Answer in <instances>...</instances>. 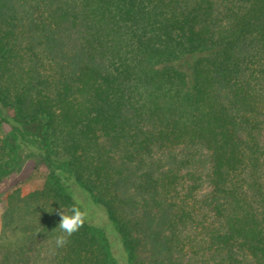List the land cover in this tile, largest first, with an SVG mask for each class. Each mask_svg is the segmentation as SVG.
Wrapping results in <instances>:
<instances>
[{"label":"trees","instance_id":"16d2710c","mask_svg":"<svg viewBox=\"0 0 264 264\" xmlns=\"http://www.w3.org/2000/svg\"><path fill=\"white\" fill-rule=\"evenodd\" d=\"M0 105V184L48 170L0 264H118L87 222L55 246L74 185L128 264H264V0H0Z\"/></svg>","mask_w":264,"mask_h":264},{"label":"rangeland","instance_id":"374dc122","mask_svg":"<svg viewBox=\"0 0 264 264\" xmlns=\"http://www.w3.org/2000/svg\"><path fill=\"white\" fill-rule=\"evenodd\" d=\"M0 111H2L1 105H0ZM198 156L200 158L198 157L196 158L200 159V163L198 164L199 166L198 169H200L202 168L201 161L205 162L206 158L203 153L198 154ZM47 174H48V170L45 167L42 160L37 158H26L20 162L19 171L13 174L10 181H8V183L6 184H0V230H1V216L6 207V197L9 191L11 190L9 187L15 188L19 186H28L34 183L43 182ZM6 186H8V188L4 189ZM202 187L203 188L201 189L202 190L201 192L205 193L208 190L207 184L204 183ZM67 190L73 196L76 204L80 206L82 210L86 211L87 213L86 222L92 226L103 228V230L106 233L107 239L109 241L112 255L117 260V263L121 264L120 260L122 259L125 264H128L122 248L121 240L117 235V233L115 232L112 224L108 220L107 214L105 213V221L99 224L96 223L94 220L98 218L97 207L91 202L89 194L75 185L73 187L67 186ZM88 213L91 214V217H89ZM113 241L115 243L116 242L118 243L119 251L118 249L115 248Z\"/></svg>","mask_w":264,"mask_h":264},{"label":"clouds","instance_id":"9594fccd","mask_svg":"<svg viewBox=\"0 0 264 264\" xmlns=\"http://www.w3.org/2000/svg\"><path fill=\"white\" fill-rule=\"evenodd\" d=\"M57 214L60 216V221L55 229H58L60 234L55 238V246L64 248L70 243V238L84 226L87 213L77 204H73L67 210L61 207Z\"/></svg>","mask_w":264,"mask_h":264}]
</instances>
